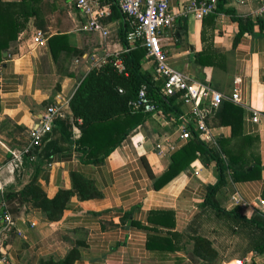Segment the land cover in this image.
Here are the masks:
<instances>
[{
    "label": "crops",
    "instance_id": "crops-1",
    "mask_svg": "<svg viewBox=\"0 0 264 264\" xmlns=\"http://www.w3.org/2000/svg\"><path fill=\"white\" fill-rule=\"evenodd\" d=\"M22 1L28 11L32 0H0V10L1 5ZM76 1L35 3L39 7L37 17L22 18L23 22L26 19L25 28L15 40H0V162L4 165L0 173V212L4 194L18 192L31 181L52 199L59 190H71L72 175H80L98 195L86 200L73 196L62 217L52 222L39 209L18 206L16 214L10 212L15 228L0 238V258L6 260L0 264L58 261L72 250L79 257L71 264H208L190 258L192 243L184 233L200 211L207 188L218 182L215 162L203 165L196 159L163 186L154 185L169 167L171 154L185 143L180 139L178 117L188 120L190 107L181 100H177V114L157 109L97 163L83 161L76 143L81 136L78 120L72 126V144L59 143L46 156L43 153L49 148L35 152L30 134L46 108L58 105L59 116H67L69 101L88 72L103 66L126 45L128 26L118 10L114 11L111 0H89L93 7L109 11L102 19L108 30L106 36L79 31L86 19ZM184 1L173 0L175 12H180ZM224 1L222 11L202 20L177 17L172 28L161 32L160 40L175 70L219 93L223 97L220 104L228 102L242 110L238 139L252 138L253 142L246 141L245 160L234 166L249 171L256 156L260 169L251 178L239 181L233 180L229 171L228 184L218 197L225 210L250 218L257 212L264 215V125L251 122L252 110L264 111V35L255 26L253 33H244L235 43V19L264 20V11L260 13L264 0ZM36 24H44L46 32ZM36 31L43 33L42 44H34ZM142 69L155 76L146 55ZM233 92L238 93L241 104L228 100ZM213 115L206 119L213 134L208 144L227 165L218 140L228 138L231 129ZM238 139L227 148H238ZM235 194L247 203L245 208L231 201ZM156 213H165L166 223L157 216L149 220ZM173 233L181 237L172 239ZM157 238L170 242L158 243ZM239 259L244 264H264V253H236L229 260L217 259L212 264Z\"/></svg>",
    "mask_w": 264,
    "mask_h": 264
},
{
    "label": "trees",
    "instance_id": "trees-1",
    "mask_svg": "<svg viewBox=\"0 0 264 264\" xmlns=\"http://www.w3.org/2000/svg\"><path fill=\"white\" fill-rule=\"evenodd\" d=\"M39 1L42 0H32L28 11L23 1L1 5L3 6L0 10L1 41L5 40L8 43L17 38L18 33L25 28L26 19L23 22V17H37L36 11L39 7L37 8L35 3ZM224 2V0H217V13L222 11ZM112 5L116 12L118 8L113 3ZM117 12L122 16L119 10ZM224 12L231 13V10H224ZM235 20L238 23L235 43L244 33H253L255 26L264 35L263 19L255 18V21H252L250 18H236ZM36 26L43 33L46 32L44 24H36ZM145 55L146 51L140 47L122 55L124 70L121 72L117 71L111 59L100 68L91 69L70 99L68 115L59 116V114L54 118L51 131L41 137L38 145L33 146L35 152L41 153L49 148L50 150L43 153L46 156L52 154L59 143L72 144V126L78 120L80 122L76 125L80 129L81 136L76 143L84 155L83 161L85 163L101 161L125 138L129 130L144 123L149 117V114L133 110L130 106V102L136 99L142 84L146 86L147 94L157 109L162 108L165 114H177L180 105L177 102L180 100L179 96H162L160 90L163 80L157 78L156 74L153 77L142 69V58ZM241 116L242 110L228 102L220 104L213 115L221 125L229 126L231 129L228 138L218 140L222 153L227 157V165L201 137L200 133L192 127L191 138L171 154L169 167L159 178L155 179L154 183L155 188L163 186L180 172L188 169L196 159H199L203 165L215 162L219 175L218 182L207 188L200 211L189 222L184 233L186 240L192 243L190 258H198L208 264H212L217 259L229 260L236 253L241 255L249 252L264 253V215L257 212L247 218L236 212L227 211L222 207V201L218 197L219 192L228 184L227 173L229 171L233 180L239 181L251 178L260 169L256 156L253 157L254 164L249 171L239 170L234 166L245 160L243 145L246 141L252 140L253 142L252 138L238 139L237 130ZM236 139L240 140L237 144L238 148H227V145L236 142ZM72 179V189L59 190L52 199L47 198L42 189L31 181L18 192L4 194L3 200L12 215L16 214L18 206L26 204L39 209L47 221H57L68 209L69 201L73 196H77L79 200H86L98 195L93 185L80 175L73 174ZM153 216L159 217L161 223H166V218L163 217L166 216L165 213L153 214L149 220H152ZM167 224L173 226V223ZM12 231L13 229L10 232ZM171 236L175 240L181 237L178 233H173ZM154 239L151 237V242H154ZM165 241L170 242L165 238H157L158 243ZM173 248L175 245L171 250ZM78 257V252L72 250L62 260L40 259L37 264H71Z\"/></svg>",
    "mask_w": 264,
    "mask_h": 264
},
{
    "label": "built area",
    "instance_id": "built-area-1",
    "mask_svg": "<svg viewBox=\"0 0 264 264\" xmlns=\"http://www.w3.org/2000/svg\"><path fill=\"white\" fill-rule=\"evenodd\" d=\"M111 2L118 8L128 26L124 49L111 58L114 67L119 72L123 71L122 55L136 48H143L147 58L154 66L157 78L163 80V86L160 90L162 96L178 95L179 99L190 107L188 120L183 116L178 117L181 122L179 126L180 139L186 142L191 138L193 127L207 143L212 142L213 134L206 123V118L215 113L223 97L208 85L196 82L175 70L170 65L167 52L161 45L160 34L164 30L172 28L179 16H192L197 20H202L206 16L217 14V0H185L180 4L179 13L175 12L174 7H172L173 0H111ZM76 6L86 19L79 31L84 33L98 32L102 36L108 34V30L102 22V19L109 15L108 10L93 7L89 0H77ZM263 11L264 7L260 13ZM33 40L34 44H42L44 41L43 33L36 31ZM228 100L241 104L237 92H233ZM130 106L133 110L145 114H151L157 110L156 105L149 98L144 84L140 86L137 97L130 102ZM60 110L58 105H51L46 108L40 123L30 134L33 146L38 145L41 137L51 131L54 118L60 114ZM251 112V122L264 125V111L252 110ZM3 168L4 165L0 162V173ZM231 201L241 208L247 206V203L237 194L231 197ZM0 223V238L16 226L15 219L4 201L1 204ZM0 261L5 262L6 260L2 257ZM227 264L244 263L239 259Z\"/></svg>",
    "mask_w": 264,
    "mask_h": 264
}]
</instances>
